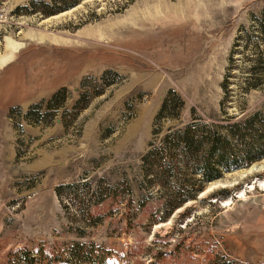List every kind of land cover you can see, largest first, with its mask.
Segmentation results:
<instances>
[{
	"label": "rangeland",
	"instance_id": "obj_1",
	"mask_svg": "<svg viewBox=\"0 0 264 264\" xmlns=\"http://www.w3.org/2000/svg\"><path fill=\"white\" fill-rule=\"evenodd\" d=\"M30 1L0 0V264L74 241L103 245L102 264H264V157L205 183L165 219L164 190L140 185L149 144L191 108L232 122L264 108L263 85L245 89L264 83L252 70L264 63V0L15 11ZM61 88L55 116L25 117ZM171 91L184 107L161 120Z\"/></svg>",
	"mask_w": 264,
	"mask_h": 264
},
{
	"label": "trees",
	"instance_id": "obj_2",
	"mask_svg": "<svg viewBox=\"0 0 264 264\" xmlns=\"http://www.w3.org/2000/svg\"><path fill=\"white\" fill-rule=\"evenodd\" d=\"M80 1L32 0L15 11L49 16L67 10ZM262 25L264 27V23ZM257 69L264 70L262 61L252 67L254 73ZM228 80L227 76L221 83L227 93ZM254 80L247 82L246 90L257 88L260 84L264 89L262 79ZM65 92L66 89L61 88L47 100L32 104L25 117L40 121L32 114H40L42 108L56 109L55 113L50 114L55 116L57 108L66 100ZM88 100L79 109L85 108ZM79 103L80 99L76 105ZM184 104L180 96L171 91L164 99L157 118H177ZM192 111L193 108L187 121L168 127L159 140L151 142L141 157L143 179L140 185L157 184L164 190L161 202L165 207L163 219L187 200L195 198L205 183L220 178L224 172L245 168L264 157V108L235 122L226 113L221 119H204ZM107 256L108 251L103 245L74 241L48 252L43 247L35 252L21 248L9 252L3 264H102Z\"/></svg>",
	"mask_w": 264,
	"mask_h": 264
},
{
	"label": "bare ground",
	"instance_id": "obj_3",
	"mask_svg": "<svg viewBox=\"0 0 264 264\" xmlns=\"http://www.w3.org/2000/svg\"><path fill=\"white\" fill-rule=\"evenodd\" d=\"M8 91L9 92H12V91H14V87L12 86V87H10L9 89H8ZM11 94V93H10ZM10 96V95H9ZM8 96V97H9ZM12 96V95H11ZM218 184V183H217ZM216 185V183H213V186H215ZM210 186H212V185H210Z\"/></svg>",
	"mask_w": 264,
	"mask_h": 264
}]
</instances>
